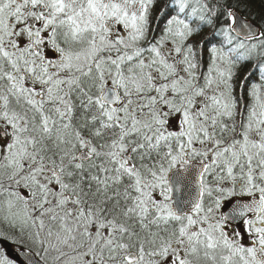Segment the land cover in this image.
Wrapping results in <instances>:
<instances>
[{"label": "snow or ice", "instance_id": "snow-or-ice-1", "mask_svg": "<svg viewBox=\"0 0 264 264\" xmlns=\"http://www.w3.org/2000/svg\"><path fill=\"white\" fill-rule=\"evenodd\" d=\"M239 7L0 0V237L27 264H264V28Z\"/></svg>", "mask_w": 264, "mask_h": 264}, {"label": "trees", "instance_id": "trees-1", "mask_svg": "<svg viewBox=\"0 0 264 264\" xmlns=\"http://www.w3.org/2000/svg\"><path fill=\"white\" fill-rule=\"evenodd\" d=\"M239 12L242 16L247 17L255 25L264 28V0H240ZM211 38V30L205 29L199 36H196L197 40H205ZM205 47H208L207 45ZM203 60L205 65L208 62V54L205 51ZM259 81V74L254 78L253 82ZM5 248V249H4ZM29 249L35 252L33 248L30 247L28 242H15L11 238L0 237V257H4L6 249ZM7 250V251H8ZM39 258V257H38Z\"/></svg>", "mask_w": 264, "mask_h": 264}, {"label": "water", "instance_id": "water-1", "mask_svg": "<svg viewBox=\"0 0 264 264\" xmlns=\"http://www.w3.org/2000/svg\"><path fill=\"white\" fill-rule=\"evenodd\" d=\"M18 256L22 259L23 263H25V264H27V259L30 256L33 259H35L34 255L32 253H23V252H20V253H18Z\"/></svg>", "mask_w": 264, "mask_h": 264}, {"label": "rangeland", "instance_id": "rangeland-1", "mask_svg": "<svg viewBox=\"0 0 264 264\" xmlns=\"http://www.w3.org/2000/svg\"><path fill=\"white\" fill-rule=\"evenodd\" d=\"M5 249V248H4ZM8 249H6L5 250V252L4 253H2V254H4V257H7V259L8 260H10V259H12V256H11V254H8L9 253V251H7ZM10 261H12L13 262V264H15L16 262L15 261H13V260H10ZM18 264H20V263H18Z\"/></svg>", "mask_w": 264, "mask_h": 264}]
</instances>
